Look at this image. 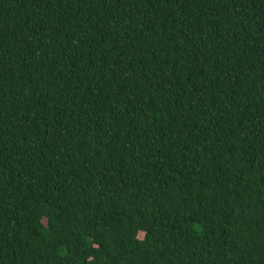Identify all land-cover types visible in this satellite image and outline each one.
I'll list each match as a JSON object with an SVG mask.
<instances>
[{
	"label": "trees",
	"instance_id": "obj_1",
	"mask_svg": "<svg viewBox=\"0 0 264 264\" xmlns=\"http://www.w3.org/2000/svg\"><path fill=\"white\" fill-rule=\"evenodd\" d=\"M0 264H264V0H0Z\"/></svg>",
	"mask_w": 264,
	"mask_h": 264
}]
</instances>
